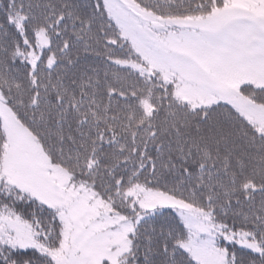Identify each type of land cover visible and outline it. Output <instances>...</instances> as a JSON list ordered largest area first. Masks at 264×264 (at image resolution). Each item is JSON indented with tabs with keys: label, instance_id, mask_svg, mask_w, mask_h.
<instances>
[{
	"label": "snow or ice",
	"instance_id": "1",
	"mask_svg": "<svg viewBox=\"0 0 264 264\" xmlns=\"http://www.w3.org/2000/svg\"><path fill=\"white\" fill-rule=\"evenodd\" d=\"M0 264H264V0H0Z\"/></svg>",
	"mask_w": 264,
	"mask_h": 264
}]
</instances>
